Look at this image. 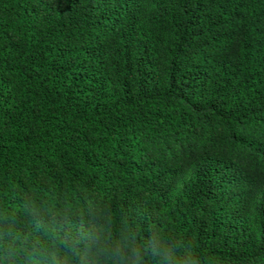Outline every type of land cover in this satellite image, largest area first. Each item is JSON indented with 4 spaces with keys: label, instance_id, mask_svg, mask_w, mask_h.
I'll return each instance as SVG.
<instances>
[{
    "label": "trees",
    "instance_id": "trees-1",
    "mask_svg": "<svg viewBox=\"0 0 264 264\" xmlns=\"http://www.w3.org/2000/svg\"><path fill=\"white\" fill-rule=\"evenodd\" d=\"M9 230L264 264V0H0Z\"/></svg>",
    "mask_w": 264,
    "mask_h": 264
},
{
    "label": "clouds",
    "instance_id": "clouds-1",
    "mask_svg": "<svg viewBox=\"0 0 264 264\" xmlns=\"http://www.w3.org/2000/svg\"><path fill=\"white\" fill-rule=\"evenodd\" d=\"M8 236L11 238L5 239ZM17 239L18 237L12 234L11 230L0 236V240H3L4 243V254L0 258L5 261L10 259L12 264H19L21 259L24 260V264H61V259L56 251L36 245L24 248L22 251L21 247L16 244ZM85 239L91 241L92 237L81 232L79 238L76 236H70L68 239L60 238V245L71 253V255L66 256L67 264H143L141 250L138 247L128 246L126 252L124 247L109 250V248L98 244L93 250L90 244L86 243L84 250L81 251L79 245ZM150 247L154 255H159L155 244H151Z\"/></svg>",
    "mask_w": 264,
    "mask_h": 264
}]
</instances>
